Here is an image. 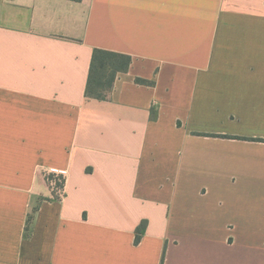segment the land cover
Instances as JSON below:
<instances>
[{"label": "crops", "instance_id": "0c3cea01", "mask_svg": "<svg viewBox=\"0 0 264 264\" xmlns=\"http://www.w3.org/2000/svg\"><path fill=\"white\" fill-rule=\"evenodd\" d=\"M0 264H264V0H0Z\"/></svg>", "mask_w": 264, "mask_h": 264}, {"label": "trees", "instance_id": "16d2710c", "mask_svg": "<svg viewBox=\"0 0 264 264\" xmlns=\"http://www.w3.org/2000/svg\"><path fill=\"white\" fill-rule=\"evenodd\" d=\"M80 1V0H72ZM131 63L127 55L116 54L104 50H94L91 56L90 69L85 90V96L89 99L103 101L113 86L117 73L125 72ZM139 84H148L145 81L137 80ZM146 221H143L136 228L134 243L138 244L145 232Z\"/></svg>", "mask_w": 264, "mask_h": 264}, {"label": "built area", "instance_id": "2783aa9c", "mask_svg": "<svg viewBox=\"0 0 264 264\" xmlns=\"http://www.w3.org/2000/svg\"><path fill=\"white\" fill-rule=\"evenodd\" d=\"M47 183L49 186V193L52 198L62 199L64 197V181L61 174L56 171L48 172Z\"/></svg>", "mask_w": 264, "mask_h": 264}]
</instances>
